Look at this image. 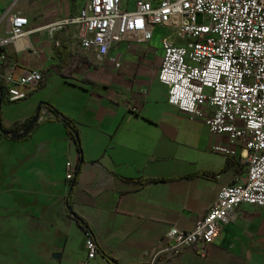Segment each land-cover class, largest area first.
Here are the masks:
<instances>
[{
	"label": "crops",
	"instance_id": "obj_1",
	"mask_svg": "<svg viewBox=\"0 0 264 264\" xmlns=\"http://www.w3.org/2000/svg\"><path fill=\"white\" fill-rule=\"evenodd\" d=\"M137 1L123 0L122 8L134 10ZM86 2L0 0L1 20L9 9L30 20V33L8 48L7 66L18 75L39 69L46 81L2 106L4 128L34 117L46 102L74 121L82 145L81 164L77 143L46 106L29 138L0 135L1 261L83 264L81 217L101 249L90 264H264V208L251 205L223 226L207 257L194 247L163 253L168 230H193L225 186L245 179L247 164L240 148L239 157L212 152L228 138L169 104L158 75L162 40L185 44L177 31L157 27L149 43L117 41L99 62L83 49L77 26H62Z\"/></svg>",
	"mask_w": 264,
	"mask_h": 264
},
{
	"label": "built area",
	"instance_id": "obj_2",
	"mask_svg": "<svg viewBox=\"0 0 264 264\" xmlns=\"http://www.w3.org/2000/svg\"><path fill=\"white\" fill-rule=\"evenodd\" d=\"M123 0H87L75 17L62 23L79 28L82 47L103 62L120 40L149 43L154 30L177 31L185 44L164 38L158 79L168 88L169 104L191 120L205 123L211 132L225 135L229 144L211 151L239 157L247 164L244 180L225 186L204 218L193 230L172 226L168 247L177 255L187 248L207 257L242 205L264 208V0H138L134 10H124ZM199 17L201 21H199ZM30 20L6 11L0 19V100H25L43 80L39 69L18 75L7 66L8 48L30 33ZM123 65L117 63L116 67ZM73 171L67 179L74 180ZM87 260L99 252V243L87 233ZM150 264H156L155 261Z\"/></svg>",
	"mask_w": 264,
	"mask_h": 264
},
{
	"label": "trees",
	"instance_id": "obj_3",
	"mask_svg": "<svg viewBox=\"0 0 264 264\" xmlns=\"http://www.w3.org/2000/svg\"><path fill=\"white\" fill-rule=\"evenodd\" d=\"M63 76H66L68 77L69 75L65 72H62L61 73ZM41 85H39V89H43L46 85V81L43 77V80L41 81L40 83ZM4 85L2 84V82L0 81V89H3ZM28 98V97H27ZM26 98V99H27ZM9 101H7L5 99V97H3L1 100H0V119L2 120V116H1V108H2V105L3 104H13V103H8ZM21 102V101H19ZM14 103H18V102H14ZM43 106H46V108L51 111V112H54L57 116V119L59 121H62L67 129V133L68 135L70 136L71 139L75 140V142L77 143L78 145V149H79V152L81 154V164H82V145H81V140H80V137H79V131H78V128L76 126V124L74 123V121H72L71 119L61 115V113L52 105L48 104V103H41V105L39 106L37 113H40ZM36 114L34 115V117H31L23 122H20V123H17L15 124L14 126L10 127V128H4L3 126V130H0V135L3 137V138H7V139H11V140H16V141H20V140H24V139H27L30 137V135L32 133H34L33 131L36 129L37 127V124L39 122V118L37 119L36 117ZM25 131V132H24ZM24 132V133H23ZM9 134H13V136H10ZM81 164H79V167L81 166ZM78 174V173H77ZM200 175H203V176H210L211 174H207V173H201ZM76 179V178H75ZM77 180V179H76ZM152 181H148L146 183H150ZM71 195H68L67 196V200L70 198ZM76 221L77 223L82 227L84 228L87 232H89L90 228H89V225L88 223L81 217H77L76 218ZM90 233V232H89ZM91 234V233H90ZM92 235V234H91ZM99 252H101V249L99 248ZM110 260H112V258H110ZM113 264H117L115 261H113Z\"/></svg>",
	"mask_w": 264,
	"mask_h": 264
},
{
	"label": "water",
	"instance_id": "obj_4",
	"mask_svg": "<svg viewBox=\"0 0 264 264\" xmlns=\"http://www.w3.org/2000/svg\"><path fill=\"white\" fill-rule=\"evenodd\" d=\"M36 116H37V117H36L37 119H38V118L40 119V117H41V116H40V113H37ZM0 130H3V122H2L1 119H0ZM24 132H25V131H24ZM24 132H23V133H24ZM9 135H10V136H13V134H9ZM54 256H59V255H58V254H55Z\"/></svg>",
	"mask_w": 264,
	"mask_h": 264
},
{
	"label": "rangeland",
	"instance_id": "obj_5",
	"mask_svg": "<svg viewBox=\"0 0 264 264\" xmlns=\"http://www.w3.org/2000/svg\"><path fill=\"white\" fill-rule=\"evenodd\" d=\"M1 1H3V2H7L8 0H1ZM22 3V0H20V4ZM199 21H201V18L199 17V19H198ZM182 42L184 43V41L182 40ZM5 105H7V104H3L2 106H5ZM1 116H2V112H1ZM0 264H6V263H3L2 261H1V258H0Z\"/></svg>",
	"mask_w": 264,
	"mask_h": 264
}]
</instances>
